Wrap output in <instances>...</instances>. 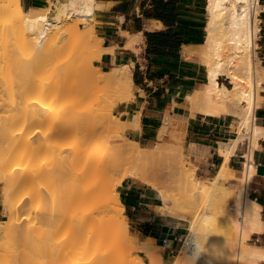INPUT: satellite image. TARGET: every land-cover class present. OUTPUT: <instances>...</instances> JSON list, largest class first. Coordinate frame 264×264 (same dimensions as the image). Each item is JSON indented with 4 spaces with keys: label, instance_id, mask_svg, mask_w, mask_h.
Instances as JSON below:
<instances>
[{
    "label": "bare ground",
    "instance_id": "obj_1",
    "mask_svg": "<svg viewBox=\"0 0 264 264\" xmlns=\"http://www.w3.org/2000/svg\"><path fill=\"white\" fill-rule=\"evenodd\" d=\"M48 1L52 3V7L24 8L21 0H0L2 32L21 31L22 34L18 37L15 47L21 51L34 43L29 33L31 25L52 30L59 37L64 38L59 50H63L65 56V61L62 62L66 80L74 69H80L84 74L83 80L90 83L95 79L96 74L92 70L88 71V68L93 59L96 61L101 59L105 50L102 46L103 40L94 31L96 39H89L87 33L90 34V30V33L87 29L81 30L78 20L74 21L73 17H81L84 20L94 19L95 9L101 4L97 0ZM261 9L259 0H208L205 41L199 52L193 50L192 46L184 48L188 57L200 55L201 63L207 69L206 81L187 96L191 110L208 115H233L239 119L238 136L220 144L219 151L223 160L210 182L200 181V184H197L195 173L185 170L181 161L169 165L171 175L178 176L179 187L184 192L200 189L203 192L213 191L212 194L216 190L219 194L220 190L225 193L227 188L223 187V180L234 175L229 161L238 144L245 138L244 133L250 131L249 138L256 145L263 133V127L254 122L255 109L264 101L260 90L264 89L262 85L264 67L261 66L257 55L256 42L261 31V19L258 17ZM226 39L232 41L231 46H227ZM88 52L91 53L92 59ZM129 66H115L108 72L97 66L94 70L95 73L102 74L99 79L117 82L119 91L115 99L117 103L130 101L134 97ZM221 77L229 80L230 85L221 83L219 80ZM52 94L51 91H41L25 96L26 98L22 100L24 106H21V103L14 104L6 110L8 114L4 115L5 123L3 122V125L0 123V190L3 195V207L9 213L8 220L0 224V264H145L132 255L131 251L138 249L147 253L150 258L149 264H163L160 247L155 238L131 236L128 217L124 214L125 206L120 198V188L123 181L131 177L155 189L165 215H177L175 208H172L173 204L171 206L169 204L170 200L174 202L176 200L164 188L153 182L151 176L153 173L150 174L151 169L148 170L146 166L149 157L143 152L147 149L142 148L138 141L131 139L133 145L120 148L122 154H127L124 158V164H127L125 166L121 162L114 163L112 160V146L108 143V138L97 134L93 138L88 136L89 131L94 127H102L107 131L115 130V127L119 128L112 120L92 121L84 127L83 134L86 137L82 138L79 147L75 149L70 147L71 151L68 150L69 152L67 151L68 153L62 157V160H65L63 163L66 162L65 165L63 164L65 169L53 186L47 188V195L51 199L65 193L60 197L63 200L53 201L43 208L36 207L38 206L35 205L36 201L42 198L43 193L35 185L26 187L31 185L38 173L35 168L23 169V166L18 165L13 158L14 123L21 120L30 128L37 127V129L49 124L47 122L50 120L49 114L52 110L46 102L54 97ZM112 106L110 104V113ZM104 112L103 110L101 114ZM168 121L164 123L160 137L173 126ZM117 122L122 126V131L128 126V122L121 119ZM179 136L180 134L175 133L176 138ZM177 149L182 154V146L176 143L170 145L162 143L148 151L150 150L149 154L153 160L156 157H170L172 151ZM245 166V184L240 183L236 191L238 200L240 202L243 200L241 206L243 225L239 229V221L236 218H231L232 220L227 222V229L224 230L226 236H223L222 240L225 246L227 244L231 246L230 242L233 238L230 240V237L237 234V230L238 232L241 230L242 235L244 232L249 237L251 232L262 229V207L248 193L251 175L253 176L256 171L252 155L245 162ZM121 171L122 178H117V174ZM31 178L33 181L30 180ZM176 205L179 207L180 204L177 202ZM222 212L221 215L225 218L230 215L225 210ZM211 214V212L207 213L208 218L201 215L200 218L193 216L189 219L188 233L184 242L175 252V258L167 264H193V262L217 264L208 258L200 245L202 239L199 240L200 226L211 220ZM179 217L182 220L187 218L185 214H180ZM198 220L201 222L198 223ZM224 231L222 234H225ZM226 252L222 257L226 256L228 259ZM244 257L263 260L264 249L257 248L254 251L245 249ZM230 261L232 259L222 262L227 264L231 263Z\"/></svg>",
    "mask_w": 264,
    "mask_h": 264
},
{
    "label": "crops",
    "instance_id": "obj_2",
    "mask_svg": "<svg viewBox=\"0 0 264 264\" xmlns=\"http://www.w3.org/2000/svg\"><path fill=\"white\" fill-rule=\"evenodd\" d=\"M97 2L101 5L95 9L94 32L103 40L105 49L97 63L107 69L130 65L133 79L134 97L114 107V113L128 122L125 133L138 142L150 141L157 135L160 137L164 123L169 120L173 126L163 135L177 128L187 150L203 157V172L219 168L223 160L220 144L238 136V125L233 126V115L193 112L187 99L188 94L207 79L206 67L197 58L188 57L184 50L186 46L197 48L205 41L207 11L203 0ZM21 3L24 8L49 6L48 0H21ZM259 4L262 25L258 56L264 67V0H259ZM262 96L264 99V89ZM254 114V122L263 127V133L255 147L249 139L240 142L229 166L234 172L242 171L247 161L245 157L254 158L256 171L248 193L262 207V229L253 231L250 236L253 235L255 247L264 249V101ZM120 198L135 233L155 238L161 248L163 264H167L180 245L183 227L169 220L161 210L157 195L135 179L123 181ZM2 214L0 198V217Z\"/></svg>",
    "mask_w": 264,
    "mask_h": 264
},
{
    "label": "rangeland",
    "instance_id": "obj_3",
    "mask_svg": "<svg viewBox=\"0 0 264 264\" xmlns=\"http://www.w3.org/2000/svg\"><path fill=\"white\" fill-rule=\"evenodd\" d=\"M207 1L208 0H203L205 9ZM49 6L52 7V3L50 1ZM53 11L54 9H52V12ZM258 17L261 19V11ZM73 20H78V25L81 30L87 29L88 32L90 30L91 33H87L89 39H96L94 34L95 32L93 33L94 19L84 20L81 17L77 18V16H74ZM1 22L2 19H0V123L2 125L5 123L4 115L8 114L6 110L11 108L14 104L21 103V106H24L22 100H24L23 98L25 96L33 95L41 91H51L54 94H52L54 97L46 102L47 106H49V108L52 110V112L49 114L50 120L47 122L49 124L42 125L39 127V129H37V127L30 128L21 120H18L14 123L15 130L13 158L18 162V165L23 166V169L30 167L35 168L37 171L38 175L34 177V181L32 180L33 178L30 179L33 182L29 181L31 182V185H27L26 188L34 187V185L40 188L43 196L39 201H36L35 205H38L36 207L43 208L52 204L53 201L58 202L63 200V198L60 197L64 196L65 193H61V195L54 196V199H51V197L47 195V188L49 186H53L55 180L65 169L63 164L66 162L63 163L65 160H62V157H64V155L69 152L68 150L71 151V149L79 147L82 138L86 137V135L83 134V130L87 124L92 121L112 120V122L115 123V126L119 127H112L116 131L113 129H109L107 131L102 127H94V129H91L88 134V136L91 138L97 134L109 139L108 143H110L112 146V160L114 163L121 162L122 165H125L124 158L127 156V154H122V152H120V148L129 147L131 144L133 145L134 143L132 140L134 139L125 133L126 129L122 131V126H119L120 124L117 122L120 120V115H116V113H114V107L117 104H120L115 101L117 95L119 94L117 82L113 80L111 82H109V80H101L99 77L102 74L100 72H94L97 66H100L105 72H108L110 69L102 67L97 63L96 60L93 59L88 71L92 70V72L96 75L95 79H93L90 83L83 80L85 79L84 74L83 72H80V69H74L73 72L68 75V80H66L63 73L64 65L62 62L65 61V56L63 55V50H59V46L64 43V38L62 39L61 36L59 37L58 34L54 33L48 28L31 25L29 33L31 38L34 40V43L20 51L15 47L18 42V37L22 34V32L8 31L7 33H3L1 30ZM261 22L260 26L262 25ZM259 36L260 33L256 40L258 43L257 55L259 51ZM225 43L227 46L232 45V41L228 39H226ZM201 45H199L197 48H193V50L199 52L202 47ZM88 53L85 55L87 56ZM89 54L91 55V53ZM193 57L197 58L201 62L200 55H195ZM79 72L81 73V76L79 75ZM219 80L221 83L230 85L229 80L224 77H221ZM76 82H78V84ZM260 90H263V88ZM67 91H69L68 95L66 93ZM110 104L113 105L111 108V113L109 111ZM103 110L105 112L104 114H101ZM232 117L234 119L233 126L238 125V119L234 116ZM175 133L179 135L180 131L174 127L166 135L161 136L160 138L162 139H160L157 135V137H154L150 141L142 140L139 143L142 148L145 150L147 149L143 152L145 155L147 154L146 157H149V160L147 159L146 161V166L148 170L149 168L151 169L149 173L154 174H151L153 182H156L160 188H164V190H166L168 194L171 195L172 198H175V200L180 204L178 207V205H176V201H169L170 206L173 204L172 208H175L177 215L172 216L165 215L163 213L174 224L183 227L180 245L178 246L177 250L181 248L184 238L188 233L189 219H191L193 216L195 218H200L201 215L206 217L207 213L211 212V220L207 221L206 223H202V226L198 225V227H201H199L201 231L198 228L200 231L199 233L201 234V238L199 237V240L202 239L200 241L201 248L204 249L205 254L209 256L208 258L210 260L215 261L217 264H226L224 262L230 259H232V261H230L231 263L227 264H264V260L258 262V260L255 258L244 257L245 249L252 251L257 249V247H255L256 244L253 239V235L248 237L243 232V236L242 231L239 230L238 232L237 230V234L235 233L230 237V240L233 238L230 242L231 246L230 244L225 246V244H223L224 241L222 242L223 236H226V231L224 230L227 226V222L232 220L231 218H236V220L239 221V229H241V225H243L241 211L243 200H241V202L238 200L236 191L240 183L245 184L244 175L246 172V166L244 165L242 171L236 170L233 177H229L230 179L227 178L223 180V187L225 186L227 188L225 193L220 190L222 194H219L216 190L215 193L217 194H212L213 191L212 193L203 192L200 189L184 192V190L179 187L177 181L178 176L176 177L171 175L169 165L175 163L177 164L179 161H181L185 166V170L190 173H195V181L197 184H200V181L210 182L214 174H216L218 167H214L211 171H206V173L203 172L201 169L203 157L188 151L184 146L183 136L180 134V136L176 138ZM244 134L245 138L242 141L245 139L250 140V131H246ZM173 142H176V144L182 146V154H180V151L177 149L172 151L173 153L170 157H156L152 160L150 157L151 154H149L150 150L148 151V149H152L155 145L160 146L162 143L163 145H170ZM150 143L151 145H148ZM251 145L252 147H255L256 143L251 141ZM70 147L71 149H69ZM117 178H122V171L117 174ZM251 178L253 179L252 175ZM126 179L132 178L127 177ZM142 186L149 188V192L155 196L157 195L155 189L148 187V185L145 184H142ZM0 198L1 201H3L1 190ZM162 207L163 206L161 204V210ZM223 210H225L226 213H230L227 218L221 215ZM180 214H185V217L187 218L182 220L179 217ZM8 218L9 213H7L3 207V214L0 217V224L7 221ZM197 222L199 223L201 221L198 220ZM203 226H205V228ZM129 229L133 238L139 237V235L135 233V229L133 228L130 221ZM223 231L225 234H222ZM228 235L230 236V234ZM242 237L244 238L242 239ZM223 247L225 248V251L223 250ZM226 249L229 256L228 259L226 256L222 257L224 252H226ZM131 252L132 255L136 257V259L138 258L145 264L150 263V258L147 256L145 251L138 249ZM159 252L161 254V248L159 249ZM175 252L176 251H174L173 254L168 258V262L175 258ZM239 252H241V254H239ZM193 264L197 263L193 262ZM204 264H206V262Z\"/></svg>",
    "mask_w": 264,
    "mask_h": 264
},
{
    "label": "built area",
    "instance_id": "obj_4",
    "mask_svg": "<svg viewBox=\"0 0 264 264\" xmlns=\"http://www.w3.org/2000/svg\"><path fill=\"white\" fill-rule=\"evenodd\" d=\"M246 158V160H248V158H249V155H247V157H245Z\"/></svg>",
    "mask_w": 264,
    "mask_h": 264
}]
</instances>
